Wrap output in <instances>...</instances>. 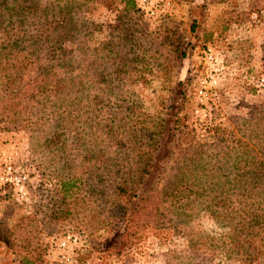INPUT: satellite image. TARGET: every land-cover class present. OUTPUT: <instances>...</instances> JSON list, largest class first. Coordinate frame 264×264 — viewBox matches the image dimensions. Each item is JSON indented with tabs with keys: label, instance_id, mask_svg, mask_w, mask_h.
<instances>
[{
	"label": "trees",
	"instance_id": "obj_1",
	"mask_svg": "<svg viewBox=\"0 0 264 264\" xmlns=\"http://www.w3.org/2000/svg\"><path fill=\"white\" fill-rule=\"evenodd\" d=\"M90 1L0 0V129L36 125L50 154L64 157L65 145L73 155L68 171L51 169L45 205L27 222L19 219L18 228H104L130 247L154 206L185 239L187 247L174 253L180 264H208L202 254L215 247L229 264H258L264 259V108L253 105L247 116L233 117L235 131L214 127L210 142H200L177 118V85L165 111L151 120L133 84L153 71L168 79L162 52L183 59L192 41L184 28L150 34L135 1L119 0L122 9L106 24L107 38L91 43L94 28L83 12ZM95 1L112 8L113 0ZM198 25L196 15L189 38L197 37ZM166 40L175 47H143ZM170 162L178 163L171 179ZM200 211L225 232L207 235Z\"/></svg>",
	"mask_w": 264,
	"mask_h": 264
},
{
	"label": "rangeland",
	"instance_id": "obj_2",
	"mask_svg": "<svg viewBox=\"0 0 264 264\" xmlns=\"http://www.w3.org/2000/svg\"><path fill=\"white\" fill-rule=\"evenodd\" d=\"M134 1L150 34L164 35L184 28L185 39L192 41L183 59L162 52L172 73L168 79L153 71L146 74V81L133 84L146 116L158 118L178 85L177 118L192 130L195 139L210 142L212 128L235 131L233 117L247 116L253 105L264 108V0ZM96 2H87V10L83 9L94 28L91 43L107 38L106 24L112 23L122 9L119 0L112 1V8L98 7ZM196 15L197 37L189 38L187 28ZM208 31L211 35L205 39ZM143 47L168 51L175 45L166 40L161 46ZM179 80L181 85L176 83ZM38 129L36 125L0 129V254L5 256L4 264H21L22 256L32 260L27 264H180L174 253L187 247L185 239L171 218L154 206L146 210L139 240L130 247L120 237H108L104 228L38 223L19 229V219L27 222L32 214L38 215V206L45 205L49 197L46 188L52 184L51 169L63 167L68 171L66 160L73 157L65 145L64 157L50 154L52 148L42 143ZM173 131L174 139L180 141L175 128ZM235 138L240 135L235 134ZM170 164L169 179L178 169V163ZM198 223L213 238L226 230L206 211L199 212ZM67 234L75 240L61 248L58 242ZM61 253H66L67 261L61 259ZM202 256L208 264H229L216 247ZM258 264H264V259Z\"/></svg>",
	"mask_w": 264,
	"mask_h": 264
},
{
	"label": "built area",
	"instance_id": "obj_3",
	"mask_svg": "<svg viewBox=\"0 0 264 264\" xmlns=\"http://www.w3.org/2000/svg\"><path fill=\"white\" fill-rule=\"evenodd\" d=\"M71 239H72V240H75L74 237L71 238V236H70L69 234H67V235L63 236V237L59 240L58 245H59L61 248H63V247H65L66 243H68ZM60 256H61V259H62L64 262L68 260V257L66 256V253H61Z\"/></svg>",
	"mask_w": 264,
	"mask_h": 264
}]
</instances>
